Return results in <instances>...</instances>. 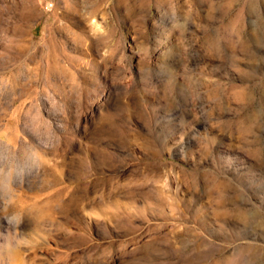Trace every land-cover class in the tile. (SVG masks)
Masks as SVG:
<instances>
[{
  "label": "rangeland",
  "instance_id": "1",
  "mask_svg": "<svg viewBox=\"0 0 264 264\" xmlns=\"http://www.w3.org/2000/svg\"><path fill=\"white\" fill-rule=\"evenodd\" d=\"M0 264H264V0H0Z\"/></svg>",
  "mask_w": 264,
  "mask_h": 264
},
{
  "label": "bare ground",
  "instance_id": "2",
  "mask_svg": "<svg viewBox=\"0 0 264 264\" xmlns=\"http://www.w3.org/2000/svg\"><path fill=\"white\" fill-rule=\"evenodd\" d=\"M4 135V134H3ZM4 137V136H3Z\"/></svg>",
  "mask_w": 264,
  "mask_h": 264
}]
</instances>
